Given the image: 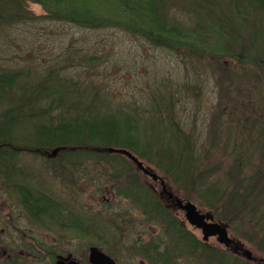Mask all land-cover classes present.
I'll return each instance as SVG.
<instances>
[{
    "label": "trees",
    "instance_id": "1",
    "mask_svg": "<svg viewBox=\"0 0 264 264\" xmlns=\"http://www.w3.org/2000/svg\"><path fill=\"white\" fill-rule=\"evenodd\" d=\"M32 7L42 14L36 15ZM38 21L93 31L118 29L158 48L206 57L217 69L225 61H236L264 70V0H0V51L16 41L19 26ZM240 27L255 31V42L243 43ZM98 57L102 56L89 61ZM224 69L228 70L226 65ZM41 71L34 74L32 68L0 64V184L17 197V206L33 223L51 232L92 236L93 231L98 238L110 233L106 225L87 230V220L82 228L79 219L84 218L50 194L42 180L46 174H35L33 165L26 163L27 156L42 159L43 168L55 178L76 173L83 178L90 175V168L108 167L114 169L111 182L116 195L130 200L146 224L162 231L153 243L135 244L138 255L150 264H182L184 260L251 264L198 241L152 190L132 176L129 158L109 153V149H124L169 178L184 192L183 200L207 208L215 221L232 231L237 224V236L264 255V122L257 123L249 135L242 132V141L227 146L228 154L223 156L227 163L209 167L178 119L184 98L180 91L159 92L144 109H134L114 106L91 84L69 81L56 65ZM259 86L264 89L262 83L254 89L263 94ZM262 107L257 102L254 116L258 120H264ZM244 119L245 124L237 127H250L249 118ZM26 124L32 128L29 136L18 131ZM143 136L148 137L146 141ZM47 224L55 230L47 229Z\"/></svg>",
    "mask_w": 264,
    "mask_h": 264
},
{
    "label": "rangeland",
    "instance_id": "2",
    "mask_svg": "<svg viewBox=\"0 0 264 264\" xmlns=\"http://www.w3.org/2000/svg\"><path fill=\"white\" fill-rule=\"evenodd\" d=\"M32 8L36 15L42 14L38 7ZM240 30L244 34L243 43L255 42V31L244 27H240ZM14 35L16 41L11 45H4L3 51H0L1 65L16 69L32 68L34 74H41V70L56 65L60 70L59 74L71 82L91 84L103 97L107 96L114 106L121 104L129 108L144 109L159 92L173 90L183 93L178 119L184 132L193 136L204 163L209 167L218 165L220 161L227 163L228 160L223 157L228 154L227 146L232 141H242V132L249 135L257 123L264 122L254 116L257 102L260 101L264 108V92L260 94L259 90L254 89L259 84H264V70L259 71L249 64L225 61L223 67L217 69L213 66L215 62L206 57L200 59L193 57L188 51L173 52L158 48L118 29L93 31L65 23L38 21L19 26V31ZM92 56L102 57L89 61ZM68 58L73 63L67 62ZM224 65L228 70L224 69ZM237 75L239 77L234 79ZM260 90L264 91L261 87ZM234 110L243 113L232 114L231 111ZM244 118H249L247 124L250 123V127H237V124H245ZM18 131L29 136L32 128L30 124H26ZM147 138L143 136V140L146 141ZM25 159L27 164L33 165L34 173L37 172L41 177L46 174L42 180L45 187L50 189V194L59 198V202L70 212L85 219H79L82 228L86 227L87 222L89 225L86 229L90 231L93 226L106 225L110 233L99 235L98 238L92 231V236H82L66 230L57 231L50 224L46 228L55 231L46 232L44 228L35 225L19 206L16 209L11 207V204L16 203L7 199L4 194L5 186L0 184V198L5 200L0 203V245L6 232L14 226L11 229L18 233L19 251L34 250L36 255V250H89L96 246L109 254L117 264H143V258L135 248L136 242L153 243L155 237L159 238L160 234L162 236V231L158 226L146 224L142 212L130 200L116 195L115 186L111 182L114 169L90 168V175L83 178L77 173L61 174L55 178L43 168L42 159L28 156ZM141 162L165 182L174 197L187 202L183 200L184 192L169 178L152 164ZM132 164L129 163L132 176L134 174L140 184L155 190L164 207H170L167 209L179 218L183 226L202 240L201 232L186 222L184 214L168 203V200L166 202L160 181L153 182ZM194 205L203 214H208L207 208L198 203ZM236 227L237 224L234 229ZM227 229L230 238L239 245V250L226 249L215 238L210 239L208 245L238 262L264 264V255L259 249L238 237L234 229ZM246 250L251 253V261L243 256ZM184 261L182 264H193Z\"/></svg>",
    "mask_w": 264,
    "mask_h": 264
},
{
    "label": "flooded vegetation",
    "instance_id": "3",
    "mask_svg": "<svg viewBox=\"0 0 264 264\" xmlns=\"http://www.w3.org/2000/svg\"><path fill=\"white\" fill-rule=\"evenodd\" d=\"M154 193L155 190H153ZM5 196H7L9 201H14L16 204H11V207L16 209L17 206V197L12 195V192H8L6 189V192H4ZM2 195V194H1ZM165 196L166 202L168 200V203H171L175 206V200H171L168 196ZM3 201H5L3 198H0V203L2 204ZM162 202V201H161ZM163 203V202H162ZM14 206V207H13ZM166 209L170 208L165 206ZM175 208H177L175 206ZM178 209V208H177ZM170 210V209H168ZM23 211V210H22ZM171 211V210H170ZM179 212L183 211L179 210ZM24 212V211H23ZM172 212V211H171ZM25 213V212H24ZM185 216V214H184ZM11 224H13L11 222ZM35 224V223H34ZM36 225V224H35ZM38 226V225H37ZM11 228H14V226H11ZM9 229L8 232H6V236L4 239H2V245H0V264H103V261L97 258L92 254L91 247L89 250H36V255L33 253L34 250H18V239H17V232ZM193 228V227H192ZM195 230H199L194 228ZM202 234V231L199 230ZM47 232V230H46ZM49 232V231H48ZM194 235V234H193ZM203 236V234H202ZM215 238V237H213ZM210 238V239H213ZM204 241L197 239L200 241L206 248L212 249L218 253H221L218 251V249H214L208 245V242L210 241ZM218 242L217 238H215ZM5 240V241H4ZM219 244V243H218ZM234 248V247H232ZM235 249V248H234ZM163 250V248H161ZM238 250V249H236ZM105 257L111 259L115 264V260L107 254L104 250H99ZM200 256V253L198 254ZM21 257V258H20ZM23 259V260H22ZM143 264H150L148 260L142 259ZM199 260H193V264H199Z\"/></svg>",
    "mask_w": 264,
    "mask_h": 264
},
{
    "label": "water",
    "instance_id": "4",
    "mask_svg": "<svg viewBox=\"0 0 264 264\" xmlns=\"http://www.w3.org/2000/svg\"><path fill=\"white\" fill-rule=\"evenodd\" d=\"M109 153L111 154H118L122 156H126L130 159L137 167L138 169L146 176L151 178L154 182L161 181V187H162V194L168 196L171 200H175V206L184 212L185 219L187 223L202 231L203 234V240L208 241L210 238H217L218 243L220 245L225 246L226 248H230L232 246L235 247V249H239V245L230 238L229 232L227 227L222 223H216L214 222V217L212 215L203 214L201 211L198 210L197 206L194 205L192 202H184L176 197L168 191L166 184L163 180L160 179L158 175L153 173L150 169H148L143 162H141L135 155L130 153L127 150L124 149H109ZM56 152H54L53 155H55ZM90 250H92V254L103 261V264H115L111 259L105 257L98 248L93 247ZM243 256L247 258L248 261H251L252 256L249 251H244Z\"/></svg>",
    "mask_w": 264,
    "mask_h": 264
}]
</instances>
